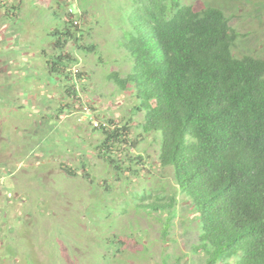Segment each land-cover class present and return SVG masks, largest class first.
Wrapping results in <instances>:
<instances>
[{
  "label": "rangeland",
  "instance_id": "obj_1",
  "mask_svg": "<svg viewBox=\"0 0 264 264\" xmlns=\"http://www.w3.org/2000/svg\"><path fill=\"white\" fill-rule=\"evenodd\" d=\"M131 1L0 0V264H206L193 250L198 217L173 168L159 164L162 134L142 131L134 92L109 79L131 71L121 46ZM183 2L223 9L241 34L234 53L264 59V0ZM70 10L84 34L60 51L51 33ZM90 44L96 51L79 47ZM56 50L72 58L59 74L48 66ZM110 120L130 121L137 141L118 153L121 171L96 149L104 136L94 124ZM173 195L174 212L150 207Z\"/></svg>",
  "mask_w": 264,
  "mask_h": 264
},
{
  "label": "trees",
  "instance_id": "obj_2",
  "mask_svg": "<svg viewBox=\"0 0 264 264\" xmlns=\"http://www.w3.org/2000/svg\"><path fill=\"white\" fill-rule=\"evenodd\" d=\"M128 6L121 46L130 54L131 71L109 79L134 92L133 110L144 113L142 131L162 134L159 164L173 168L198 217L194 252L205 255L206 264H264V59L234 53L241 34L216 6L195 11L183 0H134ZM74 18L51 33L60 51L67 42L82 41ZM52 60L50 71L59 74L72 58L58 52ZM71 74L62 75L75 80ZM131 124L110 120L96 128L104 136L98 156L119 171L124 161L118 153L137 146ZM154 200L153 210L176 208V195ZM114 241V253H122L125 240Z\"/></svg>",
  "mask_w": 264,
  "mask_h": 264
},
{
  "label": "built area",
  "instance_id": "obj_3",
  "mask_svg": "<svg viewBox=\"0 0 264 264\" xmlns=\"http://www.w3.org/2000/svg\"><path fill=\"white\" fill-rule=\"evenodd\" d=\"M75 23H77V22H75ZM94 126H95V127H100L99 123L94 124Z\"/></svg>",
  "mask_w": 264,
  "mask_h": 264
},
{
  "label": "clouds",
  "instance_id": "obj_4",
  "mask_svg": "<svg viewBox=\"0 0 264 264\" xmlns=\"http://www.w3.org/2000/svg\"><path fill=\"white\" fill-rule=\"evenodd\" d=\"M75 22H77V21H75ZM75 25L77 26V24L75 23ZM100 127H101V125H100Z\"/></svg>",
  "mask_w": 264,
  "mask_h": 264
}]
</instances>
